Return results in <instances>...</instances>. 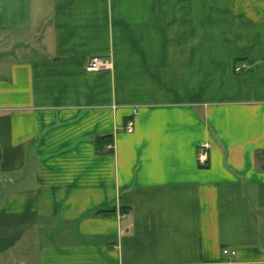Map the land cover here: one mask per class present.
Instances as JSON below:
<instances>
[{"label": "crops", "instance_id": "crops-1", "mask_svg": "<svg viewBox=\"0 0 264 264\" xmlns=\"http://www.w3.org/2000/svg\"><path fill=\"white\" fill-rule=\"evenodd\" d=\"M0 264H264V0H0Z\"/></svg>", "mask_w": 264, "mask_h": 264}, {"label": "built area", "instance_id": "built-area-1", "mask_svg": "<svg viewBox=\"0 0 264 264\" xmlns=\"http://www.w3.org/2000/svg\"><path fill=\"white\" fill-rule=\"evenodd\" d=\"M111 62L107 58H101V57H93L91 58L88 63L86 64V71L88 72H101V71H108L111 69ZM248 68L246 64H241L240 66L235 67V72H241L244 71ZM125 132L126 133H132L134 130V122L133 119H130L126 122L125 125ZM113 145L112 143L109 144L108 148L112 149ZM209 150V144L207 143H202L199 146L198 153H197V159L198 162L201 166H204L207 161V154ZM224 255H229V256H235L234 251H228V250H223Z\"/></svg>", "mask_w": 264, "mask_h": 264}]
</instances>
